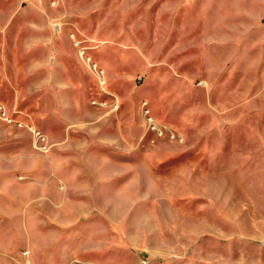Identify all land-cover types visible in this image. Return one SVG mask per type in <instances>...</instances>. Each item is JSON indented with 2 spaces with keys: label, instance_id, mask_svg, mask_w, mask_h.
<instances>
[{
  "label": "rangeland",
  "instance_id": "1",
  "mask_svg": "<svg viewBox=\"0 0 264 264\" xmlns=\"http://www.w3.org/2000/svg\"><path fill=\"white\" fill-rule=\"evenodd\" d=\"M47 199L69 264H264V0H0V264Z\"/></svg>",
  "mask_w": 264,
  "mask_h": 264
},
{
  "label": "crops",
  "instance_id": "2",
  "mask_svg": "<svg viewBox=\"0 0 264 264\" xmlns=\"http://www.w3.org/2000/svg\"><path fill=\"white\" fill-rule=\"evenodd\" d=\"M47 201H48V203H47L48 218L46 221L50 222V225L47 226L49 229L46 230L47 232H45L44 236L50 240L45 242L44 246L47 245V247L42 249L44 251L41 254L42 255L44 254V257H45V261H43V262L45 264H69V262H67V261H69V259L72 257V255L69 256V255L65 254L64 244H60V246H58L59 249H60V247L62 249H60V250L56 249L55 251H50V249L52 248L51 245H54V243H56V244L59 243V241H57V240L63 238L64 234L66 235L68 233V234H71L72 237H74L75 234L77 235L78 233L74 228H72L73 226L70 225L71 219L69 217H67V215H69V214H65V212H66L65 201H62L60 203L56 202L55 199H47ZM30 202H31V200L30 201L28 200L26 205L29 204ZM31 206H33L32 203H31ZM22 207H23V205H22ZM32 210L30 209L29 212L36 211V210H33V211ZM27 221H29V220H27ZM51 222L59 223L60 225L51 224ZM66 223H69V225L67 227H64V225ZM31 226L35 227L36 225H31ZM35 229H36V227H35ZM13 238H15V236L11 235L10 242L8 245L9 247L13 244V240H12ZM45 253H46V255H45ZM34 261H35V263L37 262L36 264H40L42 262L41 260L38 262L37 258H35V257H34Z\"/></svg>",
  "mask_w": 264,
  "mask_h": 264
},
{
  "label": "built area",
  "instance_id": "3",
  "mask_svg": "<svg viewBox=\"0 0 264 264\" xmlns=\"http://www.w3.org/2000/svg\"><path fill=\"white\" fill-rule=\"evenodd\" d=\"M37 135L43 137V136L41 135V133H39V132L37 133ZM44 139H45V138H44Z\"/></svg>",
  "mask_w": 264,
  "mask_h": 264
}]
</instances>
